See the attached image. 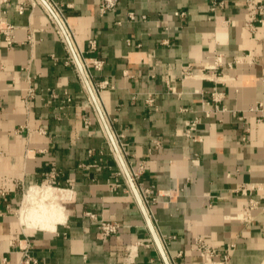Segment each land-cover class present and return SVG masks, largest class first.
Returning a JSON list of instances; mask_svg holds the SVG:
<instances>
[{
	"label": "crops",
	"instance_id": "1",
	"mask_svg": "<svg viewBox=\"0 0 264 264\" xmlns=\"http://www.w3.org/2000/svg\"><path fill=\"white\" fill-rule=\"evenodd\" d=\"M25 1L0 3V264H208L198 238L228 264L262 262L264 29L247 9L257 0H115L103 11V0H56L79 48L102 61L91 70L107 82L98 103ZM98 105L129 170L142 166L136 185ZM47 182L66 190L46 204L50 217H32L33 201L18 217L22 191ZM102 221L117 232L103 235Z\"/></svg>",
	"mask_w": 264,
	"mask_h": 264
},
{
	"label": "built area",
	"instance_id": "2",
	"mask_svg": "<svg viewBox=\"0 0 264 264\" xmlns=\"http://www.w3.org/2000/svg\"><path fill=\"white\" fill-rule=\"evenodd\" d=\"M10 0H0L1 4H8ZM26 3L30 5V7H38L42 10L50 24L52 25L58 39L62 42L65 51H66V61L73 65L77 77L79 78V81L81 82V85L83 88L87 89L90 87V90L93 92L96 102L98 100V93L102 86L107 84L106 81H101L99 83H93L92 80V68L96 70H101L102 67V61L100 59H97L95 57H88L86 56L83 51L79 48L76 42L75 35L73 31L71 30L68 22L67 17L65 15L64 10L61 8L60 4L56 0H26ZM23 3H21L18 7V11H23ZM115 4V0H103L101 4V10L107 8H112V6ZM247 9H249L250 13V19L249 21H255L264 29V0H257V1H248L247 2ZM254 15H257L258 17L254 18ZM133 15L131 14V17ZM2 24V23H0ZM4 34L6 35L5 38L7 41H9V35L11 34V26L4 25ZM98 103V102H97ZM99 106V111L102 117V130L104 133V136L107 140L108 146L110 151L112 152L113 156L115 157L117 163L121 166V168H125V170L128 171V175L133 182L134 185H136V182L140 176L142 166L139 165L136 169H130L127 167L126 160L124 157V151L122 147V141L121 137L122 135L118 132H116L110 120L107 118V116L102 111L101 106ZM101 120V119H100ZM45 186H50L55 189H62L63 192L66 191L63 187H60L59 185L53 184L51 182L47 183H36L27 186L21 193V199L19 203V207L17 209V216H20V213L22 210H24L28 204V198L29 195H33L35 193V200H39L41 195L43 194V189ZM139 195L143 203H146L149 200V189L143 188L138 189ZM0 192H2L0 190ZM32 193V194H31ZM58 194H62V191H58ZM65 206V205H64ZM99 230L101 233L105 236L111 235L115 232H117L119 228V223L117 222H107L102 221L99 225ZM264 235V231H263ZM197 250L200 252L202 257L207 261L208 264H228L230 253L223 254L220 258L217 257V251L215 248L206 245L200 238L197 239ZM32 260L29 257H26L23 260V264H29ZM258 264H264V259L262 262Z\"/></svg>",
	"mask_w": 264,
	"mask_h": 264
},
{
	"label": "bare ground",
	"instance_id": "3",
	"mask_svg": "<svg viewBox=\"0 0 264 264\" xmlns=\"http://www.w3.org/2000/svg\"><path fill=\"white\" fill-rule=\"evenodd\" d=\"M59 190L61 191V189H58V191ZM58 191H56V189L53 188V187L45 186L44 189H43V194L41 195L39 200H35L34 199L35 198V193L32 196L29 195L28 201H33L34 202V206H35L34 208H32L30 210V213H31L32 217H35V218H46L48 216L50 217V209L47 208L46 204L47 203L48 204L51 203L52 200H53L56 203V205H59V202H60L59 198L62 197V196L59 197L57 195ZM28 208H29V206H28ZM53 215L55 217V214H53ZM27 221L29 222V220H27Z\"/></svg>",
	"mask_w": 264,
	"mask_h": 264
},
{
	"label": "water",
	"instance_id": "4",
	"mask_svg": "<svg viewBox=\"0 0 264 264\" xmlns=\"http://www.w3.org/2000/svg\"><path fill=\"white\" fill-rule=\"evenodd\" d=\"M130 178V177H129ZM132 182V181H131Z\"/></svg>",
	"mask_w": 264,
	"mask_h": 264
}]
</instances>
